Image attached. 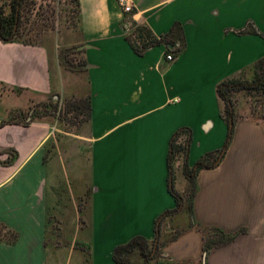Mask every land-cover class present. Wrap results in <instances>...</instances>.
Here are the masks:
<instances>
[{"label":"crops","instance_id":"obj_1","mask_svg":"<svg viewBox=\"0 0 264 264\" xmlns=\"http://www.w3.org/2000/svg\"><path fill=\"white\" fill-rule=\"evenodd\" d=\"M78 2L82 65L60 72L45 46L0 41V123H18L0 127V225L17 234L0 242V264H115L113 249L135 236L167 242L171 226L185 224L174 214L156 232L175 208L172 135L189 131L188 156L174 166L182 194L183 163L193 168L226 140L216 86L264 58V0H130L132 21L158 37L171 33L170 50L182 41L171 61L164 45L143 56L130 49L115 0ZM56 95L89 96V123L66 132L29 122L33 106ZM6 150L16 158L2 165ZM195 184L194 220L237 235L204 259L202 237L190 230L162 254L177 264H264V125L236 118L219 164L200 170ZM75 221L77 237L62 230Z\"/></svg>","mask_w":264,"mask_h":264},{"label":"trees","instance_id":"obj_2","mask_svg":"<svg viewBox=\"0 0 264 264\" xmlns=\"http://www.w3.org/2000/svg\"><path fill=\"white\" fill-rule=\"evenodd\" d=\"M67 6L71 10L67 12L70 20L75 19V24L78 26V32H81L80 21V6L78 0H65ZM41 5H38L37 0H0V41L3 43H17L26 46H39L41 44L24 39V35H28L21 28L23 16L29 15L31 24L40 25L39 10ZM129 14H125V18L121 24V29L124 32V39L130 49L138 56H143L150 48L164 45L166 47V55H171L173 59L183 51L184 45L181 41L180 45L173 50L168 49V46L174 44L171 33L155 36L146 25H140L129 18ZM29 19L26 20V22ZM242 31H240L241 33ZM252 33H256L252 31ZM36 35V34H35ZM34 35V36H35ZM33 36V37H34ZM79 62L77 65H82ZM249 73L242 71L236 76L226 78L216 86V93L222 104L220 115L228 127L225 143L221 150L210 152L203 155L193 168H189L183 163L184 175L187 178V187L182 194L174 190V166L179 160H183L188 156L189 150V131L187 129L177 130L171 137L169 149L167 153V169L168 183L170 184L169 192L174 198L175 208L171 211L164 212L156 221V232L161 230V223L166 218L172 215H181L185 218L184 226H171V232L167 242L176 240L179 236L187 231L195 230L202 237L203 258L205 259L211 250L220 248L231 243L235 234H226L217 227L204 226L194 220L193 214V199L196 193L195 178L197 173L203 169L215 168L222 154L229 146L234 122L237 118L236 103L237 95L246 93L250 97H260L264 102V58L253 63L248 69ZM15 91L14 89H12ZM16 92V91H15ZM54 96V95H53ZM57 96L54 99L48 97L46 102L38 103L32 108L30 121H46L49 124H55L62 130L69 132L70 126L74 128L86 126L90 120V98L89 96H72L70 98H61ZM254 107V105H252ZM259 117L250 118L253 121L260 122L264 125V105ZM28 123H22L27 126ZM5 124H18L13 120V117L6 122L0 123V127ZM77 132V130L75 131ZM8 160L2 165L10 164L15 158L16 153L12 150H6ZM17 239V234L4 226L0 225V242L13 244ZM166 241L158 240L157 247L154 253L153 242H149L142 236H135L128 242L116 246L112 251V260L115 264H177L169 257L161 252V248L165 246ZM188 264V263H180ZM204 264V263H199Z\"/></svg>","mask_w":264,"mask_h":264},{"label":"rangeland","instance_id":"obj_3","mask_svg":"<svg viewBox=\"0 0 264 264\" xmlns=\"http://www.w3.org/2000/svg\"><path fill=\"white\" fill-rule=\"evenodd\" d=\"M37 3L41 5L39 10L41 24L33 25L30 22L31 19L29 15L23 16L21 28L28 34L23 37L25 40L45 46L49 50L53 67L55 68L58 66L60 72H65L69 69L68 65H77L79 62H82L80 54L76 52L81 41L78 26L75 24V19L70 20L67 15L71 7L67 6L65 0H37ZM27 19H29V21L26 22ZM46 100L47 99H45L44 102H46ZM235 103L237 118H257L262 113L261 111L264 105L262 98L257 96L252 98L246 93L237 95ZM252 105H254V107ZM262 121L264 123V120ZM51 214L52 212H50L49 216H51ZM75 215L77 221L79 218L83 219L84 214L83 211L79 209V212H76ZM76 221L75 227H68L62 230L71 232L74 229L72 235H75V237L79 236V234L81 235L82 228L77 226Z\"/></svg>","mask_w":264,"mask_h":264},{"label":"built area","instance_id":"obj_4","mask_svg":"<svg viewBox=\"0 0 264 264\" xmlns=\"http://www.w3.org/2000/svg\"><path fill=\"white\" fill-rule=\"evenodd\" d=\"M115 1L117 2L118 6L121 8V10L124 14L132 12V5L130 3V0H115ZM165 58L168 61L173 60L171 55H166Z\"/></svg>","mask_w":264,"mask_h":264},{"label":"water","instance_id":"obj_5","mask_svg":"<svg viewBox=\"0 0 264 264\" xmlns=\"http://www.w3.org/2000/svg\"><path fill=\"white\" fill-rule=\"evenodd\" d=\"M170 49H171V48H170ZM86 67H87V66H83L82 68H86ZM157 242H158V240H157V238H156L155 241H154V245H153V251H152V253H154L155 250H156Z\"/></svg>","mask_w":264,"mask_h":264}]
</instances>
